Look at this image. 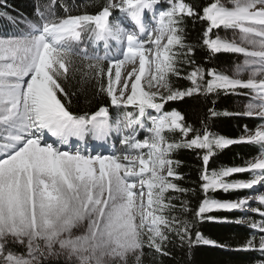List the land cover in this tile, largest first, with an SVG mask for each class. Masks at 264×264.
Here are the masks:
<instances>
[{
    "label": "snow or ice",
    "instance_id": "snow-or-ice-1",
    "mask_svg": "<svg viewBox=\"0 0 264 264\" xmlns=\"http://www.w3.org/2000/svg\"><path fill=\"white\" fill-rule=\"evenodd\" d=\"M80 7L35 0L33 18H15L0 0L14 28H0V264H164L175 249L191 256L201 246L264 257V0ZM189 25L201 29L196 42ZM221 54L243 57L232 74L216 66ZM82 94L103 102L74 111ZM221 95L244 98L243 110L217 111ZM193 98L210 104L199 126L166 108ZM220 116L258 122L232 138L213 130ZM237 144L257 154L213 167ZM180 150L201 161L195 188L177 183ZM207 222L252 232L232 248L204 235Z\"/></svg>",
    "mask_w": 264,
    "mask_h": 264
},
{
    "label": "trees",
    "instance_id": "trees-1",
    "mask_svg": "<svg viewBox=\"0 0 264 264\" xmlns=\"http://www.w3.org/2000/svg\"><path fill=\"white\" fill-rule=\"evenodd\" d=\"M69 3H76L81 5L79 12L88 11L94 12L95 9L92 7H84L89 3V0H68ZM8 3L12 5V8L8 9L11 16L19 18L21 15L30 18L34 17V5L35 0H8ZM59 12L63 14V9H59ZM78 14V13H74ZM0 28L4 30H14L12 23L5 17L0 16ZM201 29L199 26L192 27L189 25V40L196 42L200 38ZM205 54L197 49L196 59L198 62H204ZM231 54H221L217 61L216 66L225 73L228 74V67L231 63ZM176 83L180 86L187 85V81L178 80ZM238 98L236 96H225L221 95L217 100L215 107L220 112H233L239 111L238 109ZM103 102L101 99L92 100L91 104L86 102V96L80 95L77 101V105H74V111H81L85 108L95 110L99 103ZM210 104H205L199 98H193L187 100V102H170L166 105L169 110L173 107L180 110L186 117L189 123L195 126H199L201 119L204 117L206 108ZM114 112V110H113ZM256 118H244L235 116H220L218 117L213 125V130L217 133L227 137H238L245 124L249 128H253L256 124ZM257 154L256 149L252 145L237 144L224 150L219 156L215 157L216 164L213 167L219 166H238L242 165L243 162L251 156ZM175 158L180 160L181 166L178 169L184 176L185 179L177 181L183 187L195 188V181L198 178L199 169L201 167V161L197 159L196 155L187 150H180L175 154ZM234 178L244 179L248 178V174H237ZM248 191L245 190L241 193H217L216 196L219 199H235L239 195H245ZM199 198V195L191 196L192 205L195 206ZM216 216H227L229 219H235L236 217L242 216L239 212H216L213 213ZM248 215L258 218L257 214L248 213ZM202 231L205 236L210 239L227 242L232 248H235L239 244H242L245 239L250 235L252 230L246 225L236 223H215L207 222L202 226ZM264 259L258 252H243L225 250L221 248H214L210 246H201L193 250L191 256L186 251L180 249L173 250L172 258H163L164 264H256V261Z\"/></svg>",
    "mask_w": 264,
    "mask_h": 264
},
{
    "label": "rangeland",
    "instance_id": "rangeland-1",
    "mask_svg": "<svg viewBox=\"0 0 264 264\" xmlns=\"http://www.w3.org/2000/svg\"><path fill=\"white\" fill-rule=\"evenodd\" d=\"M220 34L222 36H228L229 38H231V36H232L231 32H223V31H221ZM231 57H232V59H231L232 61H231L230 65H229V67H228V74H232L234 72L235 65L240 63V62H242V60H243L242 56L231 55ZM155 90L156 89H153V91H155ZM245 102L246 101H245L244 98H240V97L238 98V102L237 103H238L239 111L243 110ZM247 119H249V118H247ZM241 214H243V213H241ZM254 214H256V213H254Z\"/></svg>",
    "mask_w": 264,
    "mask_h": 264
}]
</instances>
